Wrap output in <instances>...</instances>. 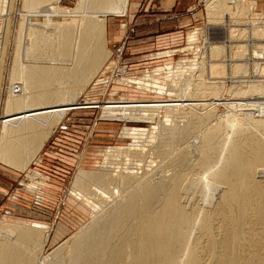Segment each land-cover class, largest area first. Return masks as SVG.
Instances as JSON below:
<instances>
[{"label":"bare ground","instance_id":"6f19581e","mask_svg":"<svg viewBox=\"0 0 264 264\" xmlns=\"http://www.w3.org/2000/svg\"><path fill=\"white\" fill-rule=\"evenodd\" d=\"M15 1L0 0V163L26 171L18 187L41 194L33 180L40 175L29 166L81 94L106 81L100 69L112 55L105 47L107 17L125 15L129 0H76L73 8L61 0H22L2 100ZM246 7L245 0H206L202 43L187 75L179 70L169 82L119 80L137 103L106 106L101 119L151 126L124 125L120 136L135 139V146L105 147L98 169L78 168L70 194L92 202V209L68 245L45 253L51 231L46 224L3 218L0 264H264V99L240 102L247 94L264 95V18L240 38L230 60L238 97L228 104L232 110L216 115L213 109L234 20ZM180 84L185 93L177 90L181 99H169L158 122L164 101L157 97L175 95ZM145 92L156 96L149 101ZM179 117L184 124H172ZM146 146L161 167L172 170L170 176L153 180L131 167H111L115 153L140 161Z\"/></svg>","mask_w":264,"mask_h":264},{"label":"rangeland","instance_id":"374dc122","mask_svg":"<svg viewBox=\"0 0 264 264\" xmlns=\"http://www.w3.org/2000/svg\"><path fill=\"white\" fill-rule=\"evenodd\" d=\"M245 1L247 7L242 11V15L234 20L233 43L226 50V71L223 76L222 88L213 102V109L216 115H223L231 111L232 109L229 108L228 104L238 98L231 89L236 80L231 73L232 65L230 60L238 50L240 38L255 30V26L264 18V0ZM149 2L150 9H146ZM132 3L133 0H129L125 15H109L107 17L105 47L112 51V55L100 69V73H103L106 81L90 86L86 93L81 94L78 102L66 114L64 120L45 142L39 152V159L32 162L29 166L30 169L40 175L33 180L40 184L38 187L41 194L28 191L25 187H18L20 181L26 179V171L14 169L0 163V179L6 180L5 183L9 182L7 190L0 193V206H4L0 209V222L3 218H9L11 221L18 219L43 223L50 229L49 223L55 229L61 224L65 227L66 232L59 240H56L59 237V231L57 230L52 237L50 231V238L45 247V253L51 252L62 243L68 245L70 237L80 226L88 221L91 215L92 202L86 203L84 199L75 201L70 194L72 180L78 168L87 170L98 169L103 158L101 152L105 147L135 146L137 144L135 139L130 140L120 136L124 125L147 129L151 126L149 122L145 121H128L124 123L101 119V111L106 106H124L125 104L126 106H131L137 103L136 98L131 100L125 96V93H127L125 91L128 88L119 80L127 77H150L169 82V79L174 77L179 70H184L185 72H182L187 75L192 70L191 66L197 59L199 50L196 49L202 43V31L205 29L207 22L206 0H196L193 4V7L196 8L194 11L188 8L186 12L184 9L181 12L179 11L182 15L165 20L156 18L159 14V3L157 0H143L136 7H133ZM75 4L76 0H61L60 2V5L69 8H73ZM21 12L23 13L22 0H16L15 9L9 16L10 31H8L7 38L9 42L7 43L8 50L6 54L8 57H6L5 74L3 73L2 100L6 97ZM148 18H150L149 24L145 23ZM120 47H122V51H119ZM120 68L123 71H120ZM181 85L183 84L178 85V89L175 88V95L172 96V92L171 96L157 97L164 101L161 104L162 106L160 105L162 107L160 112L157 113L158 122L164 121L163 116L165 113L163 111L168 104L167 101L175 100V96L177 97L176 99H181L180 92L178 93L177 91L182 90L180 88ZM185 87L183 88L184 90ZM4 89L6 90L3 91ZM184 90L181 91V94L182 92L183 94L185 93ZM177 93L180 98H178ZM139 95L138 92H135L136 97ZM142 95L149 97V101L156 96L153 93L146 92ZM256 97L261 98V100L264 99V95L259 97V95L247 94L240 99V102L247 103L251 98ZM3 109L4 102L2 101L0 103V125L4 114ZM255 110V112H252L256 116L259 115V111ZM184 121L183 118L179 117L172 124L183 125ZM136 135L134 134V136ZM193 141L188 142L186 146L191 145ZM149 147L146 146L144 148L140 161L137 157H128L126 154L119 152V154L115 153L112 158L110 157V160H112L111 167L114 166L117 169L131 167L132 169H129V171L134 174L142 175L144 178L150 177L153 180L170 176L172 170L161 167L160 159L148 153ZM46 151H51L58 156L54 154L55 158L46 160L43 154ZM196 155V152L193 151L192 156L195 157ZM3 168L8 171L12 169L9 171L11 175L9 176L5 173ZM145 173H148V175L145 176ZM51 184L56 186V191L53 194ZM46 197H49V199L41 203L42 199ZM8 202L11 203V207L15 210L11 209V207L5 208L8 207ZM52 243L54 244L51 245Z\"/></svg>","mask_w":264,"mask_h":264},{"label":"crops","instance_id":"0c3cea01","mask_svg":"<svg viewBox=\"0 0 264 264\" xmlns=\"http://www.w3.org/2000/svg\"><path fill=\"white\" fill-rule=\"evenodd\" d=\"M140 1H143V0H133L132 6L133 7L138 6V4H139ZM148 1H152V0H148ZM157 1L159 3V6H158L159 7V9H158L159 14L156 16V18L158 20H162V19L165 20L167 18L177 17L178 15H182V13H180V12L183 11L184 9L186 10V12H187L188 8H190L191 11H194L196 9L195 7H193L194 6L193 4H194V2L196 0H157ZM149 5H150V2L148 3V6L146 7V9L147 8L150 9V6ZM144 11H146V10H144ZM143 16H144V14H143ZM156 18H155V20H156ZM147 20L148 21H146L145 23H148L149 24L150 23V18H148ZM120 50L122 51V47H120L119 51ZM50 152L51 151L43 152L44 157L46 158V160H49V159L52 160L53 158H55L56 156H58L57 154H55L53 152L50 153ZM6 169H9V168H6ZM10 170H12V169H9V171ZM9 171L8 170H5L4 172L7 173L10 176L11 173ZM1 175H3V174H1ZM5 182H6V180L0 179V193H3V192H5L7 190L6 188L8 187L7 184L9 182L8 181H7L8 183H5ZM51 185L53 187V190H52V194H53L56 191V186H54L53 184H51ZM47 199H49V197H46L45 199L43 198L42 201H41V203L44 200H47ZM7 206L8 207H5V208L11 207V203L8 202ZM1 207H4V206L1 205L0 206V209H1ZM11 209L15 210L13 207H11ZM36 214L38 215V213H36ZM49 225L51 226V237L54 235V233L57 230L59 231V237L56 240H59L62 237V235L66 232L65 231L66 229H65V227L62 224L61 225H58V227L56 229H55V227L51 223H49ZM53 244L54 243H52L51 245H53Z\"/></svg>","mask_w":264,"mask_h":264}]
</instances>
